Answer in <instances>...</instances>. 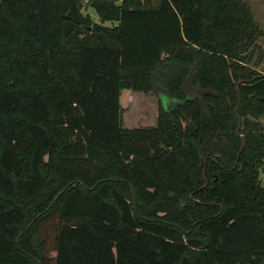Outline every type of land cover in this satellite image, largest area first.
I'll return each mask as SVG.
<instances>
[{"label": "trees", "instance_id": "trees-1", "mask_svg": "<svg viewBox=\"0 0 264 264\" xmlns=\"http://www.w3.org/2000/svg\"><path fill=\"white\" fill-rule=\"evenodd\" d=\"M84 4L0 0V264H264L250 8ZM124 90L155 127H124Z\"/></svg>", "mask_w": 264, "mask_h": 264}, {"label": "rangeland", "instance_id": "rangeland-1", "mask_svg": "<svg viewBox=\"0 0 264 264\" xmlns=\"http://www.w3.org/2000/svg\"><path fill=\"white\" fill-rule=\"evenodd\" d=\"M154 5H157L158 0H152ZM250 8L253 19L257 24L261 35L258 39V45L262 50V54L255 59L259 67L258 71L264 68V0H243ZM83 13L88 14L95 23H100V18L95 10L87 6V0H84ZM105 26H111L110 23H105ZM164 104L168 106L170 102L163 98ZM120 102L124 110L123 121L126 129L151 128L154 127L157 120V110L159 99L154 92L135 93L129 90H124L120 97ZM264 128V118L261 120ZM261 180L264 183V167L261 170Z\"/></svg>", "mask_w": 264, "mask_h": 264}, {"label": "crops", "instance_id": "crops-1", "mask_svg": "<svg viewBox=\"0 0 264 264\" xmlns=\"http://www.w3.org/2000/svg\"><path fill=\"white\" fill-rule=\"evenodd\" d=\"M135 93H139V92H135ZM141 93V92H140ZM157 115H158V110H157ZM156 123H157V120L155 121ZM155 126H156V124H155ZM154 126V127H155ZM151 128H153V127H151ZM138 129H140V128H138Z\"/></svg>", "mask_w": 264, "mask_h": 264}, {"label": "water", "instance_id": "water-1", "mask_svg": "<svg viewBox=\"0 0 264 264\" xmlns=\"http://www.w3.org/2000/svg\"><path fill=\"white\" fill-rule=\"evenodd\" d=\"M239 130H240V128H238V130H237V132H238V134H239ZM244 141H243V144H242V148L244 147Z\"/></svg>", "mask_w": 264, "mask_h": 264}]
</instances>
